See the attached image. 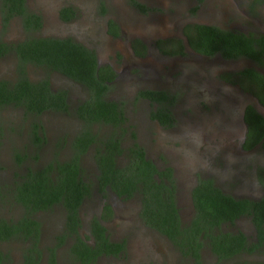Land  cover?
<instances>
[{
  "label": "rangeland",
  "instance_id": "rangeland-1",
  "mask_svg": "<svg viewBox=\"0 0 264 264\" xmlns=\"http://www.w3.org/2000/svg\"><path fill=\"white\" fill-rule=\"evenodd\" d=\"M137 1L144 4L148 11H137L130 0H29L28 6L44 18V27L35 33H26L19 18L5 20L0 5V42L14 45L22 39L39 36L72 38L96 50L101 64L113 65L117 81L110 88L108 97L123 102L126 125L135 133L147 157L158 166L169 164L175 169L177 204L182 215L191 205L190 186L201 178L211 179L215 186L235 198L257 200L264 197V151L259 146L251 150L240 148L244 145L247 132L242 111L253 98L246 89L238 87L225 76V73L238 72L252 67V64L244 59L222 61L218 57L195 55L186 45L181 31L186 23H202L264 34V3L248 17L238 11L242 7L247 8L248 0H225L222 6L216 0H205L194 11L193 0ZM67 3L77 9V16L71 22H60L57 11ZM101 5L106 10L104 14L100 12ZM215 15H221L220 24L213 21ZM107 18H113L122 27L121 36L111 42L104 33ZM237 20L242 22V27L234 26ZM133 38L140 39L147 46L143 59L131 58L128 42ZM167 38L182 41L184 56L158 52L154 43ZM15 69L16 58L9 51L0 58V79L13 80ZM27 74L32 81L48 78L53 89L65 90L68 110L65 113L45 112L39 117H32V120L42 124L46 140L42 148L36 151L38 159H34V154H37L30 141L31 115L13 106L0 109V193H3L2 188L12 183L14 173L19 171L15 166L16 152L28 156L25 165L30 167L45 164L53 153L59 159H65L70 154L72 137L83 127L82 121L75 115L76 105L86 96L83 87L59 73L32 64L27 66ZM242 85L251 91L263 93L247 81H243ZM142 89H163L173 97L174 121L171 126L160 125L149 117V103L136 98L137 92ZM94 130L105 133L107 129L95 125ZM123 142L124 145L128 144L130 138L127 136ZM92 151L87 152L81 163L84 178L92 185L91 196L80 208L84 224L97 216L102 203L95 190ZM2 196L0 194V217H19L22 209L13 203H4ZM106 202L114 203L117 213L106 224L107 229L112 238L125 239V252L122 257H101L96 264H193L172 249L165 237L132 215L139 207L136 200L126 207L108 195ZM61 210L57 205L49 212L35 215L43 227V243L47 246L53 243L54 233L51 231L63 220ZM224 228L243 230L250 239L254 236L247 218H241L235 225ZM23 246L22 242L0 243V251L9 255L8 264H17ZM61 249L59 253L63 251ZM236 260L264 264V252L260 253L259 250L252 255H239L235 260L218 262L205 251L202 264H234Z\"/></svg>",
  "mask_w": 264,
  "mask_h": 264
},
{
  "label": "trees",
  "instance_id": "trees-1",
  "mask_svg": "<svg viewBox=\"0 0 264 264\" xmlns=\"http://www.w3.org/2000/svg\"><path fill=\"white\" fill-rule=\"evenodd\" d=\"M195 1L197 4L192 11L203 0ZM131 2L141 12L148 11L145 5L136 0ZM0 5L4 17L20 16L25 30L40 28L39 17L26 11L24 0H0ZM183 35L187 46L201 55L219 56L225 60L247 58L258 66H264V35H245L197 23L186 24ZM172 43L177 46L174 51H162L171 55H184L182 41L172 40ZM8 50H13L17 57L16 75L11 81L0 79V109L13 106L31 115L30 141L35 153L46 140L42 124L32 120V117H39L45 112L65 113L68 110L67 92L63 89L54 90L48 78L30 80L27 66L32 64L57 72L83 86L88 93V98L75 109L83 127L72 137L67 158L59 159L53 153L45 164L30 167L25 165L28 157L25 153H15V166L19 171L14 173L12 183L2 188L3 193L0 194L3 195L1 199H4V203L20 207L22 214L17 219L0 217V241L9 242L11 238L27 241L19 264L39 263L42 251L38 248L39 223L35 214L50 211L57 205L65 212L69 234L74 235L70 250L75 262L93 264L97 256L103 253L116 255L123 248L118 242L108 240L106 228L96 218L91 224L95 240L93 246L85 244L77 233L78 212L84 200L91 196L92 190L91 183L84 178L81 164L90 149L93 150L91 157L95 168V190L100 198H107L109 194L121 199L137 195L141 205L140 218L145 226L165 235L175 245L181 246L182 250L183 246L188 245L187 253H191L196 264H200L199 249L204 243L221 259L264 245V197L255 201L233 198L222 192L209 178L199 179L191 190L195 213L189 224H181L171 167H157L146 157L144 147L126 125L121 108L107 98L115 73L108 65L98 66L93 50L70 38L54 37H28L15 46L0 42V57ZM225 76L251 92L264 105V75L261 72L254 67H246L238 72L225 73ZM243 81L256 85L263 93L249 90L242 85ZM139 96L158 104L156 110L152 109V119L163 126L172 125L173 118L168 108L171 97L167 92L144 89L139 92ZM243 117L247 125L246 142L250 146L261 142L264 146V117L252 104L246 106ZM95 125L104 127L106 132L98 133L94 130ZM126 135L130 142L124 145ZM33 158L38 159V154H34ZM111 210L110 204L105 203L103 211L111 213ZM243 215L251 218L257 231L256 241H249L241 231L215 232L222 223H233ZM47 250V264H55L54 249ZM8 257L7 252L3 254L0 251V264H6Z\"/></svg>",
  "mask_w": 264,
  "mask_h": 264
},
{
  "label": "flooded vegetation",
  "instance_id": "flooded-vegetation-1",
  "mask_svg": "<svg viewBox=\"0 0 264 264\" xmlns=\"http://www.w3.org/2000/svg\"><path fill=\"white\" fill-rule=\"evenodd\" d=\"M131 1V0H130ZM137 1V0H136ZM194 1V3H195V5L197 4V2L195 1V0H193ZM204 1L205 0H203L201 3H199L198 4V7L196 8V10H198L199 8H200V6L204 3ZM224 1L225 0H216V2L217 3H219V6L221 5L222 6V3H224ZM138 2V1H137ZM237 2H238V0H237ZM140 3V2H139ZM261 3H264V0H248V4H247V8L245 9V7H242L243 9H240V10H238V11H242V12H244V14L246 15V16H248V17H250V14H252V13H256L257 12V9H258V7H259V5L261 4ZM28 4H29V0H24V6H25V9H26V11L27 12H30V13H33V14H35V15H37L38 17H39V19H40V28L39 29H37V30H29V31H27V30H25L24 29V25H23V20H22V18L20 17V16H18V15H15V16H10V17H4V19L5 20H8V19H10V18H14V17H16V18H19V20H20V22H21V25H22V28H23V30L26 32V33H32V32H37V31H41V29H42V27H44V18L40 15V13L38 12V11H36V10H34L32 7H30V6H28ZM131 4L133 5V3L131 2ZM144 5V4H143ZM29 8H28V7ZM133 7L137 10V11H140L136 6H134L133 5ZM105 8H104V6L103 5H101V8H100V12L101 13H105ZM141 12V11H140ZM4 16V15H3ZM76 16H77V9L73 6V5H71V4H64V5H62L59 9H58V11H57V17H58V19L60 20V22H65V23H68V22H71L72 20H74L75 18H76ZM253 17V16H252ZM221 15H215L214 16V18H213V21L214 22H217V23H219L220 24V22H221ZM112 22V23H111ZM233 22V21H232ZM231 22V23H232ZM241 21L240 20H237V21H235L233 24H234V26L235 27H242V25H241ZM186 24H191V23H186ZM185 24V25H186ZM197 24H202V23H197ZM185 25H183V27H182V35H183V28H184V26ZM204 25H211V24H204ZM104 26H105V36L107 37V39H108V41L109 42H111V41H114L115 39H118L120 36H121V34H120V31H122V27H121V25H120V23L118 22V21H116V20H114L113 18H107L106 19V22H105V24H104ZM213 26H216V25H213ZM217 27H219V28H221L220 26H217ZM223 29V28H222ZM228 30H232V31H234V32H238V33H243V34H245V35H248V34H254V35H264L263 33H260V32H255V33H252V32H241V31H239V30H233V29H228ZM39 37H49V36H39ZM54 38H66V37H54ZM183 38H184V41H185V43H186V39H185V37H184V35H183ZM26 39V38H25ZM25 39H22V40H20L19 42H21V41H23V40H25ZM70 39H72V38H70ZM73 40V39H72ZM172 40H178V39H174V38H167V39H165V40H162V41H159V42H155L154 43V46H157L158 47V52L160 51V52H162V53H164L162 50H167V51H174L176 48H177V46H175L173 43H172ZM74 41V40H73ZM138 41V42H137ZM76 42V41H75ZM18 42H16L14 45H8V46H15L16 44H17ZM79 43V42H78ZM128 44H129V48H130V50H131V55H132V57L131 58H133V59H136V60H140V59H143L145 56H146V51H147V46H146V44H144L143 43V41H140V39H138V38H133V39H131V41H129L128 42ZM160 44H161V47H160ZM84 45V44H83ZM186 45H187V43H186ZM84 46H86V45H84ZM87 48H89L88 46H86ZM189 48V47H188ZM89 49H91V50H93L94 52H95V55H96V59H97V64H98V66H106V65H108V66H110V68L113 70V72L115 73V78L113 79V81L110 83L111 85H113V84H115V82L117 81V73H116V70H115V68H114V66L113 65H111V64H107V63H104V64H101L100 63V61H99V58H98V55H97V52H96V50H94V49H92V48H89ZM190 49V48H189ZM9 51H12L13 53H14V51L13 50H8L4 55H6L7 53H9ZM190 51H191V53H193V54H195V55H198V56H202V57H205V58H215V57H218L219 59H221L222 61H235V60H225V59H222L221 57H219V56H213V57H208V56H204V55H201V54H199V53H196L195 51H193L192 49H190ZM164 54H166V53H164ZM3 55V56H4ZM14 55H15V58H16V60H17V57H16V54L14 53ZM166 55H169V56H176V55H180V54H174V55H171V54H166ZM2 56V57H3ZM180 56H184V55H180ZM1 58V57H0ZM240 59H244V60H246V61H249L251 64H252V67H254L256 70H258L259 72H261L263 75H264V70L262 69V67L261 66H258L257 64H255L253 61H251L250 59H247V58H240ZM238 60V59H237ZM131 63V62H130ZM52 72H54V71H52ZM57 73V72H56ZM63 76V75H62ZM65 77V76H64ZM65 78H67V77H65ZM43 79H45V78H43ZM67 79H69V78H67ZM69 80H71V79H69ZM72 81V80H71ZM50 82V81H49ZM74 82V81H73ZM76 83V82H75ZM76 84H78V83H76ZM51 85V84H50ZM78 85H80V84H78ZM81 86V85H80ZM238 86V85H237ZM81 87H83V86H81ZM239 87V86H238ZM85 89V88H84ZM54 90H56V89H54ZM142 90H144V89H142ZM142 90H139L138 92H137V97L136 98H139V99H141V100H146L148 103H149V105H150V107H151V109H150V113H149V117L152 119V117H151V112H152V109H154V110H156V107H157V103L156 102H152V101H150V100H148V99H145V98H142V97H140L139 96V92L140 91H142ZM150 90H162V91H165V90H163V89H150ZM85 91H86V96L81 100V102H83L85 99H87L88 98V93H87V90L85 89ZM165 92H167V91H165ZM248 92V91H247ZM109 93V92H108ZM108 93H107V98L108 99H110L109 97H108ZM249 93V95L253 98V100H252V102H248L245 106H244V108H243V111H242V117L244 116V111H245V108H246V106L248 105V104H252L254 107H255V109L257 110V112H259L260 113V115H262L263 117H264V105L263 104H261L259 101H258V99L251 93V92H248ZM167 94H169L168 92H167ZM169 96H170V94H169ZM171 97V99H170V101H171V103L169 104V106H168V108H169V110H170V112H171V115H172V118H173V121H174V116H173V113H172V103H173V97L172 96H170ZM111 100V99H110ZM114 101V100H113ZM81 102H79L78 104H80ZM117 104H118V106L121 108V110H122V112H123V114H124V116H125V118H126V121H127V116H126V113H125V110H124V107H123V102L122 101H115ZM67 103H68V96H67ZM77 104V105H78ZM77 105H76V107H77ZM76 107H75V109H76ZM76 115V114H75ZM77 116V115H76ZM243 119H244V117H243ZM152 120H154V119H152ZM156 121V120H155ZM243 142H244V145H242V147H240L242 150H247V149H249V150H251V149H253L254 147H256V146H259L260 147V149L261 150H263L264 151V146H262L261 145V142H258V143H256V144H254L253 146H250V144H248V142H246V138L245 139H243ZM250 146V147H249ZM89 150H87V152H88ZM145 154H146V152H145ZM146 157H147V155H146ZM148 158V157H147ZM153 161V160H152ZM154 162V161H153ZM156 165V164H155ZM170 166L171 167V169H172V176H173V178H174V184H175V187H176V192H175V200H176V207H177V211H178V214H179V218H180V222H181V224L182 225H187V224H189L190 223V221H191V219L193 218V215H194V213H195V208H194V205H193V201H192V198H191V190L193 189V187L197 184V182L198 181H196V183H194L192 186H190V189H189V193H190V202H191V205H190V208L188 209V211H187V213L185 214V215H182L181 213H180V210H179V206H178V204H177V194H178V182H177V178H176V173H175V169L171 166V165H169V164H164L163 166H158V165H156L157 167H164V166ZM221 190V189H220ZM222 191V190H221ZM223 192V191H222ZM225 193V192H224ZM227 194V193H226ZM99 195V194H98ZM228 195H230V194H228ZM109 196L110 197H112L113 199H115V200H117V201H119V203L121 202V203H124V206H126V207H129L130 206V204H131V202L132 201H137L138 202V205H139V207H138V209H136L135 211H134V214H132V215H135V216H137L138 218H140V200H139V198H138V196L137 195H133L132 197H130V198H127V199H121V198H119V197H117V196H115L114 194H109ZM230 196H232V195H230ZM100 197V196H99ZM233 198H235L234 196H232ZM262 198V197H261ZM100 199H102V203H101V208H100V211H99V213L97 214V216H94V217H92L86 224H84V222H83V220H82V217H81V211L79 210V212H78V218H79V227L77 228V233H78V235H79V237L81 238V240H83V242L85 243V244H87V245H91V246H93L94 245V243H95V240H94V237H93V234H92V229H91V224H92V221L96 218V219H99L100 220V223L106 228V232H105V236L108 238V240L109 241H112V242H118L119 244H121L122 246H123V248L120 250V251H118V253L116 254V255H112V254H109V255H105L104 253L103 254H101V255H99V256H97L96 257V260H95V262L93 263V264H96L97 263V261L99 260V258H103V257H110V258H115V257H122L123 255H124V252H125V239H123V238H116V239H114V238H112V236L109 234V231H108V229H107V226H106V224L109 222V220L112 218V216H114L115 214H117L116 213V205L113 203V204H111V203H108V202H106V199L107 198H100ZM237 199V198H236ZM238 199H244V198H238ZM245 199H247V198H245ZM260 198H258L257 200H259ZM86 200V199H85ZM84 200V201H85ZM248 200H250V199H248ZM251 201H255V200H251ZM84 203V202H83ZM82 203V204H83ZM105 203H108V204H110V206H111V213H105L104 211H103V208H104V204ZM82 206V205H81ZM62 209V208H61ZM51 211V210H50ZM62 211V218H63V220H62V222L61 223H58V226L56 225V221H55V225H56V228H55V230L54 231H51L52 233H54V236H53V243L50 245V246H47V245H45L44 243H43V227H41V224H40V221L35 217V219L38 221V223H39V239H38V242H39V249L42 251V257H41V259H40V261H39V263L38 264H47V256H48V254H47V252H48V250H47V248H52V249H54V251H55V264H79V263H77V262H75L74 261V255H73V253L71 252V250H70V247H71V245H72V243H73V241H74V235L73 234H69V232H68V229H67V221H66V215H65V212L63 211V210H61ZM46 212H49V211H46ZM38 213H41V212H38ZM22 214V213H21ZM37 214V213H36ZM35 214V215H36ZM102 215H104V218L102 219L101 218V216ZM21 216V215H20ZM19 216V217H20ZM18 217H16L15 219H17ZM54 218V217H53ZM241 218H247L248 220H249V222H250V224H251V226H252V228H253V230H254V236H253V239H250L249 237H248V234H246V232H244L243 230H239V229H235V230H226V228H224V227H226V226H229V227H231V226H233V225H235L236 224V221H238L239 219H241ZM6 219H11V218H6ZM14 219V218H13ZM50 219V218H49ZM141 219V218H140ZM142 221V220H141ZM142 223H143V221H142ZM144 224V223H143ZM49 225V224H48ZM47 225V226H48ZM145 225V224H144ZM147 227V226H146ZM149 228V227H148ZM151 229V228H150ZM48 230V229H47ZM151 230H153V231H155L156 233H158V234H160V235H162L163 237H165V239H166V241L169 243V245L172 247V249H174V250H177V252L178 253H180V255L181 256H183V257H186L188 260H191L192 262H193V264H196L195 262V259L191 256V253L189 252V253H187V248H189V246L188 245H185V246H183L184 247V250H182L181 249V246H179V245H175L171 240H169L165 235H163V234H161L160 232H158L157 230H154V229H151ZM49 231V230H48ZM82 231H84L83 233H82ZM224 232V233H226V232H228V233H237V232H239V231H241L242 233H244L245 235H246V237H247V239L249 240V241H256L257 240V231H256V229H255V227H254V225H253V223H252V221H251V218L249 217V216H246V215H243V216H240L239 218H237V219H235L234 220V222L233 223H222L221 225H220V227L218 228V229H215V232ZM61 236H64V238H59V237H61ZM10 241H14V242H22V241H18V239H16V238H11V240ZM9 241V242H10ZM0 243H5V241H0ZM22 244H24V246L22 247V251H23V248L25 247V246H27V241H24V242H22ZM61 248H63V249H61ZM63 250L61 253H59V250ZM206 249V250H205ZM260 250V253H263L264 252V245H258L257 247H255L254 249L252 248V251H243V252H241V253H239V254H234L233 256H231L230 258H224V259H221V258H219L215 253H213L212 252V250H211V248H210V246H208V244H203L201 247H200V249H199V262H200V264H202V259H203V252L205 253V251H207L208 252V254L209 255H212L213 256V258H214V261H218V262H226V261H229V260H235L236 258H237V256H239V255H246V256H248V255H252L254 252H257V251H259ZM185 251V252H184ZM5 252H3V254H4ZM20 257V259H19V261L17 262V264H19V262H21L22 261V252H21V255L19 256ZM177 257V256H176ZM8 261H10L9 260V257H8V259H7V261L5 262L6 264H8L9 262ZM8 262V263H7ZM234 264H252V263H250V261L249 260H242V261H237L236 260V262L234 263Z\"/></svg>",
  "mask_w": 264,
  "mask_h": 264
}]
</instances>
